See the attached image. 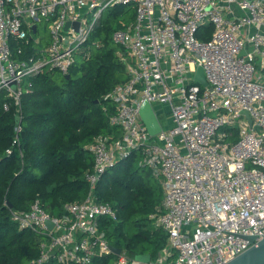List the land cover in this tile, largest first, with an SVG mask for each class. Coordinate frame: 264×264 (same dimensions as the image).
<instances>
[{"label":"built area","instance_id":"1","mask_svg":"<svg viewBox=\"0 0 264 264\" xmlns=\"http://www.w3.org/2000/svg\"><path fill=\"white\" fill-rule=\"evenodd\" d=\"M128 4L135 20L112 34L128 79L104 95L121 134H99L90 145L84 200L65 203L61 216L36 200L27 211L13 210L12 219L45 236L31 264H89L113 253L103 223L118 213L98 199L96 184L139 151L163 189L150 217L168 243L147 263L121 252L115 264H226L264 237V0H0V92L20 110L32 91L29 76L47 66L69 74L105 10ZM67 21L80 26L65 30ZM209 25L212 35L201 39ZM46 27L45 44L47 35H38ZM200 66L207 85L195 79ZM146 101L161 125L154 135L140 116ZM165 104L172 113L166 128L157 109ZM15 131L13 146L20 123Z\"/></svg>","mask_w":264,"mask_h":264},{"label":"trees","instance_id":"2","mask_svg":"<svg viewBox=\"0 0 264 264\" xmlns=\"http://www.w3.org/2000/svg\"><path fill=\"white\" fill-rule=\"evenodd\" d=\"M117 7L102 14L85 44L87 50L77 52L69 77L49 66L29 76L32 91L23 95L20 110L0 92V264H31L40 257V243L45 239L39 232L20 229L12 211H27L39 200L50 214L63 215L65 203L82 201L89 193L85 175L94 165L90 145L95 137L121 134L109 122L115 105L104 99L116 84L128 79L118 57L122 47L112 38L115 29L125 27L114 23L125 11H115ZM130 11L135 17V6ZM211 35L212 30L204 40ZM44 39L48 43V36ZM32 45L28 53L34 50ZM18 123L20 142L13 146ZM95 193L117 209L118 219L103 223L108 241L129 259L140 253L156 259L167 246L168 234L150 215L164 194L159 179L142 163L141 153L133 151L111 165ZM118 257L113 252L89 264H115ZM44 264L64 263L51 259Z\"/></svg>","mask_w":264,"mask_h":264},{"label":"water","instance_id":"3","mask_svg":"<svg viewBox=\"0 0 264 264\" xmlns=\"http://www.w3.org/2000/svg\"><path fill=\"white\" fill-rule=\"evenodd\" d=\"M71 25H74L77 29L80 26L79 21H67L65 25V30H68ZM36 26L34 25V29ZM245 51L242 52L244 54ZM67 77L70 74L66 75ZM196 81L203 85H207V80L204 74L203 67H199L195 77ZM242 113L246 114L249 118V121L252 123V118L247 110H243ZM140 116L142 121L147 126V129L151 135L156 134L161 130V125L158 120V117L152 107V105L146 101L144 105L140 109ZM12 207V205L10 204ZM50 227H53V223L51 221L48 222ZM255 237L251 236L249 239L251 241L254 240ZM112 251L116 254H120L122 249L120 247H116L113 244H109ZM137 260L141 261L142 263H147L151 260L150 253H140L135 257ZM226 264H264V237L256 244L249 247L247 250L242 252L241 254L237 255L235 258L227 262Z\"/></svg>","mask_w":264,"mask_h":264},{"label":"rangeland","instance_id":"4","mask_svg":"<svg viewBox=\"0 0 264 264\" xmlns=\"http://www.w3.org/2000/svg\"><path fill=\"white\" fill-rule=\"evenodd\" d=\"M132 6H134V4L130 5H118L117 8H114L115 11H119L118 9L122 8L124 11L123 14H121L116 21H114V23L116 25H118L119 23L122 24V25H128L130 23H132L134 20H135V17H134V14L132 13V11H130V9H132ZM112 8H108L105 10V14H108L109 11L111 10ZM90 17H92V14L90 15ZM211 30H212V27L211 26H208V27H205L203 28L200 33H199V37L201 39H205V37H207L209 35V33H211ZM47 35L49 36V33H48V29L47 27L45 28V30L43 31H40L39 33V37L42 36V35ZM82 51L84 50H87V46L84 45L82 48H81ZM157 109H158V116H159V119L161 120V122L163 123L164 127H168V124L172 122V113H171V107L170 105L168 104H165V105H162V107H158L157 106ZM224 129V128H223Z\"/></svg>","mask_w":264,"mask_h":264}]
</instances>
